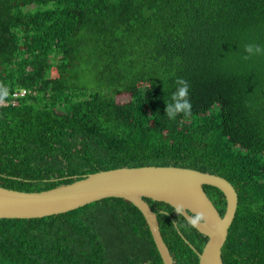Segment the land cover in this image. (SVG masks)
<instances>
[{
  "label": "trees",
  "instance_id": "trees-1",
  "mask_svg": "<svg viewBox=\"0 0 264 264\" xmlns=\"http://www.w3.org/2000/svg\"><path fill=\"white\" fill-rule=\"evenodd\" d=\"M20 90L0 107V187L147 166L215 174L239 198L223 264H264V0H0V100ZM204 190L223 216L224 194ZM147 202L174 264H198L189 244L207 238ZM0 264L163 262L142 213L109 198L0 220Z\"/></svg>",
  "mask_w": 264,
  "mask_h": 264
},
{
  "label": "water",
  "instance_id": "water-1",
  "mask_svg": "<svg viewBox=\"0 0 264 264\" xmlns=\"http://www.w3.org/2000/svg\"><path fill=\"white\" fill-rule=\"evenodd\" d=\"M205 186L217 188L224 194L223 216L208 197ZM109 198L125 200L142 213L163 264H174V259L163 240L157 214L147 199L170 205L207 238L201 252L189 244L197 254L198 264H223L222 249L238 209L237 191L223 177L188 168H118L41 192L0 187V220L65 214Z\"/></svg>",
  "mask_w": 264,
  "mask_h": 264
},
{
  "label": "built area",
  "instance_id": "built-area-1",
  "mask_svg": "<svg viewBox=\"0 0 264 264\" xmlns=\"http://www.w3.org/2000/svg\"><path fill=\"white\" fill-rule=\"evenodd\" d=\"M26 90H21L13 93L12 97L8 102L0 100V107L7 106L8 104H11L12 106H16L18 104L17 99L20 97H25L27 95Z\"/></svg>",
  "mask_w": 264,
  "mask_h": 264
},
{
  "label": "rangeland",
  "instance_id": "rangeland-1",
  "mask_svg": "<svg viewBox=\"0 0 264 264\" xmlns=\"http://www.w3.org/2000/svg\"><path fill=\"white\" fill-rule=\"evenodd\" d=\"M58 75H57V70L56 69H53L52 70V73H51V77L52 78H56ZM130 94L129 93H123L122 95L120 96H117V101L119 103H127L129 100H130Z\"/></svg>",
  "mask_w": 264,
  "mask_h": 264
},
{
  "label": "clouds",
  "instance_id": "clouds-1",
  "mask_svg": "<svg viewBox=\"0 0 264 264\" xmlns=\"http://www.w3.org/2000/svg\"><path fill=\"white\" fill-rule=\"evenodd\" d=\"M21 91V90H20ZM15 93V92H14ZM13 95V94H12ZM3 101V100H2ZM197 219H199V217H197Z\"/></svg>",
  "mask_w": 264,
  "mask_h": 264
}]
</instances>
